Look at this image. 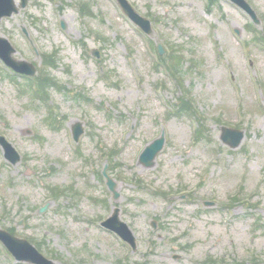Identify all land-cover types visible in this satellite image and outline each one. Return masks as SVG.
<instances>
[{
    "label": "rangeland",
    "instance_id": "374dc122",
    "mask_svg": "<svg viewBox=\"0 0 264 264\" xmlns=\"http://www.w3.org/2000/svg\"><path fill=\"white\" fill-rule=\"evenodd\" d=\"M128 1L181 75L158 69L155 41L114 0H31L0 22L18 59L71 91L44 104L0 62V134L22 156L11 166L0 150V229L59 264H264V0H247L260 26L227 0ZM183 99L199 132L195 114H174ZM222 126L245 132L238 149ZM162 132L145 169L139 156ZM111 155L117 201L101 175ZM116 207L135 252L99 226ZM9 256L0 245V264H22Z\"/></svg>",
    "mask_w": 264,
    "mask_h": 264
},
{
    "label": "water",
    "instance_id": "95a60500",
    "mask_svg": "<svg viewBox=\"0 0 264 264\" xmlns=\"http://www.w3.org/2000/svg\"><path fill=\"white\" fill-rule=\"evenodd\" d=\"M235 2L237 5L241 6L245 10H247L253 18L259 23L255 14L249 7V5L244 0H231ZM15 0H0V20L4 17H10L13 13H18V9L15 6ZM28 0H22V7H25ZM120 5L122 6L124 12L127 16L139 27H141L146 33L152 34L150 22L138 15L132 7L128 4L126 0H118ZM160 52L163 53V49L159 46ZM15 50L13 49L10 42L0 37V58H2L5 63L14 68L15 70L25 73L27 75H35L36 70L33 65L24 62V61H16L13 58V54ZM74 133L76 139L78 140L80 136L83 134V129L81 124H76L74 127ZM245 135L243 132L232 130L228 128L222 129V141L229 145L231 148L235 149L241 145ZM165 139L162 137L160 140L156 141L152 145H150L145 152L142 154L140 158L141 164L145 167L150 168L154 165V160L157 154L162 150L164 146ZM0 143L4 148L5 156L7 160L16 165L20 161L19 154L13 149L11 145H9L3 138H0ZM109 189L114 193V198L118 199L119 194L116 192V183L108 177L107 182ZM45 210V209H44ZM44 210L42 212H44ZM120 210L116 209L112 218H110L107 222L103 223L105 227L119 234L124 240L129 242L134 249H136L135 238L132 233L128 229L127 225L120 222L119 219ZM155 226V224H154ZM0 240L13 252V254L19 260L30 261L34 264H54L51 261L46 260L42 257L31 245H29L26 241H19L8 235L7 233L0 231Z\"/></svg>",
    "mask_w": 264,
    "mask_h": 264
}]
</instances>
